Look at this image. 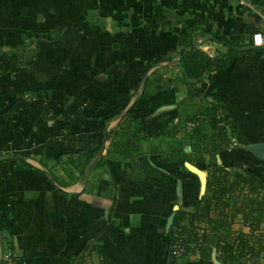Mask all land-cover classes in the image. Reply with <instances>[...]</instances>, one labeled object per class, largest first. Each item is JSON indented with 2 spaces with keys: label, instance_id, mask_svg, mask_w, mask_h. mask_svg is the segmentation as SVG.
Instances as JSON below:
<instances>
[{
  "label": "crops",
  "instance_id": "obj_1",
  "mask_svg": "<svg viewBox=\"0 0 264 264\" xmlns=\"http://www.w3.org/2000/svg\"><path fill=\"white\" fill-rule=\"evenodd\" d=\"M244 1L251 7L238 0H0V107L10 103L0 113V264H78L79 257V264H170L166 220L204 197L206 161H166L147 149L203 103L219 107L227 138L216 162L252 171L264 185V157L247 150L264 142V50L240 51L191 96L177 65L183 25H195L192 35L203 29L264 47V12ZM155 3L167 10L164 24L144 35L140 22ZM193 40L209 54L218 48ZM146 68L149 93L130 111L142 123L137 150L125 156L122 139L110 135L82 172L78 155L118 127L136 100L127 101V90ZM235 207L223 209L216 233H248L250 213ZM211 226L203 220L200 231ZM212 252L180 264H213Z\"/></svg>",
  "mask_w": 264,
  "mask_h": 264
},
{
  "label": "trees",
  "instance_id": "obj_2",
  "mask_svg": "<svg viewBox=\"0 0 264 264\" xmlns=\"http://www.w3.org/2000/svg\"><path fill=\"white\" fill-rule=\"evenodd\" d=\"M250 2L261 7L264 12V0H250ZM166 12L167 10L161 5L153 4L149 15L140 22L142 33L146 35L154 27H162L163 14ZM89 16L87 14L84 17L88 23H90ZM194 27V24L183 25V31L177 39L180 47L177 65L181 71V81L186 86L187 96L192 95V87L207 74L228 67L240 52L237 48L251 45L250 42L243 43L235 38L208 37L210 32L203 29L192 35ZM194 38H203L202 42H213L218 48L213 54H209L208 51L199 47L200 44H192ZM255 49L264 50V47ZM146 71L147 68L142 70L132 88H128L127 101L132 96L136 100L126 109L118 127L106 133L105 136L101 134L95 146L78 155L79 159L76 161L80 164L82 172L96 156L103 140L110 135L117 140L122 139L121 146L125 150V156L130 155L131 150H137V143L143 138V135L139 134L142 123L138 118L131 116L130 111L138 98L149 93L151 80L145 75ZM141 83L142 88L137 96ZM218 110L219 107L214 103H203L197 113L168 124L158 137L157 144L148 145L149 154H158L166 161H180L185 158L199 162L206 161L204 197L196 199L192 211H177L166 231L168 242L180 245L183 249L180 257L171 256L170 264H180L189 254L209 260L212 248H214L216 259L222 264H244L246 261L252 264H264V217L260 213L262 209L264 210L262 177L244 168L239 170L233 168L229 171L216 162L215 156L227 145L224 128L218 125L221 120ZM187 122H194L195 125L186 129ZM133 160L134 158H131L132 162ZM236 203L238 207L250 213L248 233L237 232L229 237L224 231L222 234L216 233L215 230L224 224L223 209L229 207L230 211L234 209L237 211ZM260 206L262 208H259ZM256 211L257 216L253 217ZM203 220L212 225L209 233L200 231V222ZM256 230L257 233H254ZM88 246L94 249V245H86L82 250H86ZM77 263H81V257ZM100 264L104 262L101 261Z\"/></svg>",
  "mask_w": 264,
  "mask_h": 264
},
{
  "label": "water",
  "instance_id": "obj_3",
  "mask_svg": "<svg viewBox=\"0 0 264 264\" xmlns=\"http://www.w3.org/2000/svg\"><path fill=\"white\" fill-rule=\"evenodd\" d=\"M193 45L198 44V41L193 40L192 41ZM257 48L256 46H244V47H240L237 48L238 51H244V50H248V49H255ZM10 107V103L0 107V113L4 112L7 108ZM247 150L254 156L258 157V158H262L264 157V142L263 143H258V144H252V145H248L247 146ZM175 209V207H174ZM172 219H173V213H171L169 215V217L166 220V224H165V230H168V228L170 227L171 223H172ZM211 260L213 264H221L215 257V253L212 252L211 253Z\"/></svg>",
  "mask_w": 264,
  "mask_h": 264
},
{
  "label": "built area",
  "instance_id": "obj_4",
  "mask_svg": "<svg viewBox=\"0 0 264 264\" xmlns=\"http://www.w3.org/2000/svg\"><path fill=\"white\" fill-rule=\"evenodd\" d=\"M238 4L242 7H248L250 8L251 6L249 5V3H247L246 1L244 0H238ZM195 125L194 122H187L185 124V128L186 129H190L191 127H193ZM218 125L220 126H223L222 122H219ZM167 255H168V258L170 259L171 256L175 257V258H178L180 257L182 254H183V249L180 245H177V244H172V242H168V246H167Z\"/></svg>",
  "mask_w": 264,
  "mask_h": 264
},
{
  "label": "rangeland",
  "instance_id": "obj_5",
  "mask_svg": "<svg viewBox=\"0 0 264 264\" xmlns=\"http://www.w3.org/2000/svg\"><path fill=\"white\" fill-rule=\"evenodd\" d=\"M210 145H211V144H210ZM210 145H209V146H210ZM207 146H208V145H207ZM209 146H208V147H209ZM202 147H203V144H202ZM237 198H239V196H238V195L236 196V199H237ZM237 200H238V199H237ZM259 208H262V206H260ZM260 213H261V216H262V217H264V210H263V209L261 210V212H260ZM253 215H254L253 217H256V216H257V211H256V212H254V214H253ZM244 219H245L246 221H247V220H250V219H249V215H247V218L245 217ZM254 233H257V230H256V231H254Z\"/></svg>",
  "mask_w": 264,
  "mask_h": 264
}]
</instances>
